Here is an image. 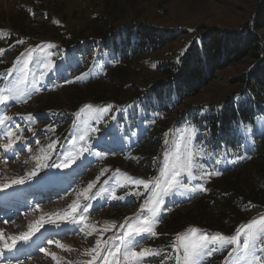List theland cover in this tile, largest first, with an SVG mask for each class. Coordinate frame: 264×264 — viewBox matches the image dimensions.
Listing matches in <instances>:
<instances>
[{"label": "rangeland", "instance_id": "obj_1", "mask_svg": "<svg viewBox=\"0 0 264 264\" xmlns=\"http://www.w3.org/2000/svg\"><path fill=\"white\" fill-rule=\"evenodd\" d=\"M259 2L260 0H0V32L10 34L0 37V49H4L3 55H0V73L12 67L16 58L26 49L37 45L41 48L34 55L41 58L50 56L56 64V69L51 72L44 70L39 62L32 64L28 85L22 87L35 83L41 90L33 92L21 102L9 101L6 108L0 105V109H4L12 117L6 124L13 128L12 139L15 140L13 149L5 150L0 147V186L9 184L7 188L0 187V194L2 193L1 199L15 202L17 211L15 215H11L13 210L0 212V230H3L4 237L7 238L28 232V226L32 224L34 228L30 238L37 239L33 246L36 252L29 258H17L16 250L7 255L5 250L0 261L11 259L12 264H16L17 260L23 261V264H56L50 254L41 251L45 249L47 253L56 252L58 258H61V264H68L69 261L72 264H82L91 259L84 255V251L95 245L100 237L99 230L110 227L113 223L116 227L104 232L103 239L111 238V243H118L119 236L129 223L127 218H133L131 223H135L134 218L141 213V206L147 205L149 195L143 186L137 189L131 184L124 174L143 179L157 175L165 147L164 140H173L175 133L190 123L195 124L198 129L194 143L215 153L214 157L201 162L207 167L210 160L220 159L221 163L213 164L212 167L221 174L205 181H191L188 188L177 189L174 194L165 197L159 222L155 227L157 235L136 237L140 241L136 251L144 247L163 249L160 256L148 257L144 264H161L165 255H174L171 246L177 234H184L191 227L208 234L232 235L240 225L264 214V201L256 200L252 192L264 193V175L261 178L252 169L253 163L264 156V115L244 134L243 140H229L233 149L227 147L220 136L216 137L211 133L206 135L201 131V118L210 108L221 106L226 97L239 88L240 85H234L232 81L250 69L254 64L252 60L218 73L216 79L198 96L191 97L182 104L174 100L169 103L164 98L159 101L155 98L148 99L154 83L163 78L158 72L160 66L176 61L196 34L213 27L241 29L251 23ZM49 16L50 22L44 23ZM20 23H24L26 28L19 27ZM138 23L176 33L186 32L158 52L133 56L125 44L120 43L122 37L118 33ZM27 26L46 29L39 32ZM96 28L103 30V33L93 34ZM79 36L83 38L79 39ZM122 39L124 41V37ZM19 40L24 42L18 43ZM49 43L56 47L47 48ZM127 60H132L131 65L136 72L139 70L138 75L127 79L122 90V96L125 97L130 95L129 89H133L132 100H90L77 109L69 106L66 101L67 93L77 91L76 94L85 97L91 86L103 88L109 97L112 93L109 86H113L109 77L113 80V75L122 72ZM41 72L45 73L42 77ZM89 72L91 74L85 79H76ZM5 85L6 81L0 79V87ZM87 104L95 107L111 105L112 108L99 124L91 122L100 131L91 134L87 142L91 145L89 151L78 154L72 146L75 139L74 114ZM163 109L169 114L164 115ZM29 114L33 116V120L24 118ZM113 116L116 119H112ZM85 118L81 116L82 120ZM17 124L19 129H15ZM117 126L114 138L111 132ZM6 130L5 126H0V145L8 142L9 138L4 135ZM17 136L22 139L16 140ZM53 141H56V147L49 151L47 146ZM84 143L78 141L76 147ZM68 152H72L75 157L72 163L67 167L53 166L63 164ZM44 156L48 158L43 159ZM36 157H41L39 163L48 166L37 168ZM102 170H106L103 175ZM33 171L36 175L29 176ZM21 178L24 183H11L12 180ZM116 180L125 185L116 187V195L124 196L123 200L111 198L110 189L116 185ZM89 183H95L88 193L92 197L90 201L80 195ZM198 183H203L207 191L192 192L191 187ZM60 188L65 190L59 192ZM104 189L109 191L105 192ZM137 191L139 195L136 194ZM95 193L99 195L93 196ZM234 195L239 198L240 206L236 209L239 221L230 230L218 229L217 225L212 227L206 221L185 224L180 220V228L168 231L172 220L174 222L175 218H182L180 213L196 215L197 211L203 212L202 207H215L213 204L216 202H223V198ZM77 200L81 206L91 204L85 215L88 217L86 223L93 224L98 229L92 235H86L91 229L81 232L80 225L70 221L57 220L56 224L45 222L42 225L38 223L41 217L47 221L51 214L63 215L65 211H70L69 205ZM249 203L252 207H245ZM217 212L216 209L208 210L214 217H217ZM79 214L80 210L76 215ZM67 226L70 227L65 235H54L58 233L57 228ZM36 228L39 230H35ZM50 240H58L72 251L58 248L55 243L50 244ZM27 241L18 240L16 247H22ZM33 249L29 252L33 253ZM229 250L214 253L205 259L204 264H224V257ZM96 264L101 262L97 260ZM165 264H175V261L169 260Z\"/></svg>", "mask_w": 264, "mask_h": 264}, {"label": "snow or ice", "instance_id": "obj_2", "mask_svg": "<svg viewBox=\"0 0 264 264\" xmlns=\"http://www.w3.org/2000/svg\"><path fill=\"white\" fill-rule=\"evenodd\" d=\"M31 11V10H30ZM56 23H59L58 21ZM10 35L8 33L0 32V37ZM23 43V40L17 41ZM47 48H55L54 44H47ZM41 48L37 45L35 48L26 49L25 52L21 53L16 60L13 62V66L6 69L4 73H0V79L6 81L4 87H0V105L7 106L9 101L21 102L26 97L32 95L33 92H39L41 89L35 83L29 87H22L28 85V77L30 72V66L32 64H42L43 69L51 72L56 69V64L50 56L41 58L39 55H34ZM4 49H0V55H3ZM41 72V77L44 75ZM91 73H83L77 77V80H83L88 77ZM12 77V79H10ZM239 99V98H237ZM130 107V106H129ZM111 105L95 107L91 104L84 105L77 113H75L76 119L73 122L75 131L73 136L75 139L72 141V146L78 154L89 151L91 145L87 142L91 138V134L100 131L98 127L92 126V121L99 124L103 117L111 110ZM125 111V109H121ZM81 116H85V119H81ZM27 120H33V116L29 114L24 117ZM112 119H116L115 116ZM12 117L6 114L4 109H0V126H5L6 131L4 133L7 136L8 142L0 145L5 150L13 149L15 140L12 139L14 136L13 128L6 124L10 122ZM19 125H15V129H19ZM54 130V129H53ZM251 130V126H244L241 131L248 132ZM118 131V126L114 127L111 135L115 138ZM198 132L195 124H187L182 127L177 133L173 140H164V150L162 159L159 161V167L157 169L158 174L148 179L129 177L125 173L124 176L135 185L137 189L140 186L149 193L147 198V205L141 206V213L138 214L134 219L135 223H131L133 218H127L129 223L126 230L119 236V242L116 244L111 243V238L103 239L104 232L110 231L115 228L116 225L113 223L110 227H104L100 229V237L96 240L95 245L84 251V255L90 256L91 259L83 261L82 264H96L97 260L101 264H144L148 257L160 256L163 253V249H152L148 247L141 248L136 251L140 241L136 237L140 236H156L155 227L159 222L158 218L161 213V206L165 203V197H168L175 193L177 189L188 188V183L191 181H205L213 176H218L221 172L212 167L213 164H220V159L210 160L208 166L204 160L214 157L215 153L207 151L205 147L194 143L196 140V134ZM133 135H135L133 133ZM167 137V133L165 134ZM22 137L17 136L16 140H20ZM85 142L79 147H76L77 142ZM39 143V141H37ZM48 150H54L56 147V141H53L48 146ZM43 152L44 150L41 149ZM44 156L43 159H47ZM38 163L37 168L47 167L46 164H41L39 161L41 157H36ZM75 157L72 152H68L64 156V162L60 165H53L56 167H67L73 162ZM211 168V170H209ZM102 170L101 175H103ZM119 173V170H117ZM36 175L33 171L29 173V176ZM99 179V178H97ZM115 179V177L113 178ZM187 182V183H186ZM12 184H22L24 180L14 179L11 181ZM95 183H89L87 188L83 190L80 195H83L85 200L90 201L92 197H89L88 193L93 189ZM2 188L9 187V184L4 183ZM116 187H125L120 184L119 180H116V185L111 187V198L115 200H123L124 196L116 195ZM192 192L207 191L203 183L195 184L190 189ZM105 192L109 189H104ZM139 195V191L136 192ZM99 195V193L93 194V196ZM91 207L90 203H86L83 206L79 203V200L74 201L69 205L70 211H65L63 215L60 213L51 214L47 221L44 217H41L40 223H51L56 224L57 220L70 221L73 224L80 225L79 231L85 232L86 229H91L86 235H92L93 232L98 231L97 227L93 224L86 223L88 217L85 213ZM245 207H252L249 203ZM80 210L79 216L76 215L77 211ZM7 223V221H5ZM59 226V225H57ZM28 232H22L17 236L4 237L3 230H0V257L4 256L5 250L12 251L16 247L18 240L27 241L33 234L34 226L30 224ZM124 228L125 225H120ZM35 230H39L36 228ZM74 231V229H70ZM8 241H11L9 243ZM49 243H55L58 248L72 251L67 248L66 245L60 241H49ZM172 252L174 255H165L164 260L161 264H165L166 261L174 260L175 264H204L207 257H211L216 252H221L225 249H230L227 252V256L224 257V264H264V214L257 216L245 224L240 225L235 229V233L232 235H225L223 233L208 234L202 232L200 229L195 227L189 228L184 234H177L175 240L172 243ZM50 254L53 261L56 264H61V258H58L56 252L47 253ZM94 253V255H93ZM103 253V255H102ZM0 264H12V260L0 261ZM16 264H23V261L17 260ZM68 264H72L71 261Z\"/></svg>", "mask_w": 264, "mask_h": 264}, {"label": "trees", "instance_id": "obj_3", "mask_svg": "<svg viewBox=\"0 0 264 264\" xmlns=\"http://www.w3.org/2000/svg\"><path fill=\"white\" fill-rule=\"evenodd\" d=\"M49 22L50 16L47 22L44 23ZM20 26L26 28L24 23H20ZM33 27L27 26V28L39 32H44L43 29H46H35ZM183 32L176 33L172 30L159 29L138 23L137 25H130L124 28L119 31L118 35L120 38L124 37V41L121 38L120 43H124L127 47L126 49L130 50L133 56L138 54L140 56L158 52L176 41L177 37L182 35ZM102 33L103 30H99V28H96L95 32H93L95 35ZM80 38H83V36H79ZM25 41L31 43L30 40L26 39ZM246 60H252L254 64L248 71L233 79L232 84H239V88L232 94H229L221 106H218L216 109L210 108V111L208 110L201 118V131L203 130L204 134L211 133L216 137L220 136L222 142L226 143L227 147L233 149L232 143H229V140H243L244 134L246 135L247 132L241 131V128L249 125L251 128L254 127L258 119L264 115V0H260L257 4L251 23L246 24L241 29L234 30L213 27L200 34H196L190 40L188 47L179 54L176 61L170 62L167 65L163 63L165 65L160 66L158 72L163 78L154 83L155 86H152L150 89L148 99L155 98L159 101L164 98L169 103L174 100V102L182 104L189 98L198 96L202 90L216 79L218 73L239 65ZM131 63L132 60L130 62L127 60L123 71L117 75H113V80L109 77V82L113 85L109 86L112 89L109 97L103 88L91 86L85 97L76 94L77 91L72 92V94L67 93L66 101L69 103V106L72 109H77L81 104L90 102V100L94 102H104L108 99L126 102L132 100L133 89H129V96H122V90L127 79L138 75L139 70L136 72ZM198 111L202 110L198 109ZM162 112L164 115L169 114L165 109ZM252 167L255 172H258V176L262 178V175H264V156L257 160V162L255 161ZM252 192H254L256 200L264 201V193L262 191L258 193ZM222 201L213 204L215 207H208L207 205L205 209L202 207L203 212L199 213L197 211L196 215L190 216L188 212L184 214L180 213L179 216L182 218H175L174 222L172 220L168 231H175L180 228V220L185 224L188 222L200 224L206 221L212 227L217 225L218 229L230 230L239 221L236 212V209L240 206L239 198L236 195L233 197L228 196L226 199L223 198ZM209 208L218 210L217 217L208 213Z\"/></svg>", "mask_w": 264, "mask_h": 264}, {"label": "bare ground", "instance_id": "obj_4", "mask_svg": "<svg viewBox=\"0 0 264 264\" xmlns=\"http://www.w3.org/2000/svg\"><path fill=\"white\" fill-rule=\"evenodd\" d=\"M58 186H60V187H61V184H58ZM62 190H65V189H62V188H60V191H62Z\"/></svg>", "mask_w": 264, "mask_h": 264}]
</instances>
